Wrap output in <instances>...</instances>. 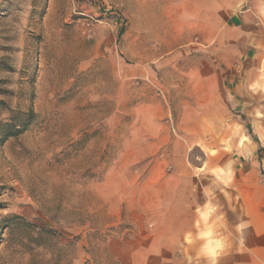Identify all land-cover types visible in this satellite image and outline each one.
<instances>
[{
	"label": "rangeland",
	"instance_id": "rangeland-1",
	"mask_svg": "<svg viewBox=\"0 0 264 264\" xmlns=\"http://www.w3.org/2000/svg\"><path fill=\"white\" fill-rule=\"evenodd\" d=\"M213 1L0 0V264H185L155 205L249 146L195 122Z\"/></svg>",
	"mask_w": 264,
	"mask_h": 264
},
{
	"label": "crops",
	"instance_id": "crops-1",
	"mask_svg": "<svg viewBox=\"0 0 264 264\" xmlns=\"http://www.w3.org/2000/svg\"><path fill=\"white\" fill-rule=\"evenodd\" d=\"M208 6L204 62L189 74L195 122L223 126L225 139L241 129L249 146L206 152L207 165L183 171L191 180L177 176L167 208L155 197V235L185 264H264V0ZM207 233L223 240L216 256L205 252Z\"/></svg>",
	"mask_w": 264,
	"mask_h": 264
},
{
	"label": "trees",
	"instance_id": "trees-1",
	"mask_svg": "<svg viewBox=\"0 0 264 264\" xmlns=\"http://www.w3.org/2000/svg\"><path fill=\"white\" fill-rule=\"evenodd\" d=\"M16 129V128H15ZM19 131H17L16 133H18ZM16 133H14V132H12V133H9L8 135H7V137L9 136H13V135H15Z\"/></svg>",
	"mask_w": 264,
	"mask_h": 264
}]
</instances>
